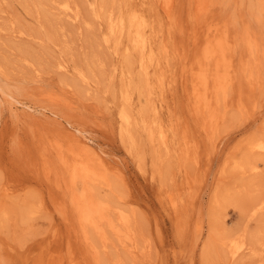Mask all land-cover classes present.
I'll list each match as a JSON object with an SVG mask.
<instances>
[{
    "label": "rangeland",
    "instance_id": "obj_1",
    "mask_svg": "<svg viewBox=\"0 0 264 264\" xmlns=\"http://www.w3.org/2000/svg\"><path fill=\"white\" fill-rule=\"evenodd\" d=\"M166 1L0 0V264H264V153L249 148L264 142V0ZM219 26L234 84L213 130L191 73ZM66 131L100 157L108 183L89 186L132 217V243L82 230Z\"/></svg>",
    "mask_w": 264,
    "mask_h": 264
},
{
    "label": "bare ground",
    "instance_id": "obj_2",
    "mask_svg": "<svg viewBox=\"0 0 264 264\" xmlns=\"http://www.w3.org/2000/svg\"><path fill=\"white\" fill-rule=\"evenodd\" d=\"M194 1L197 4L198 11L205 10V8H207L206 7L207 4L209 3V0H194ZM168 4H169V0L166 1V6H169ZM66 8L71 9V7L68 5H66ZM110 19L111 21L109 20L108 21L110 22L111 32L113 33H117V31L123 32V30L126 27L125 18L121 17L119 20H114L113 18H110ZM132 21H134L135 25L137 26L136 27L137 37L135 38L137 47L144 52V49L146 47V41L144 39V33H142L143 32L142 30L145 28V23L143 20L140 21L136 14ZM221 28L220 26L217 28H213V29L212 27L210 28L209 32L211 33L208 36L205 47L203 48L204 49L203 56L197 60L195 71L191 73V74H194V95L193 94L192 95L196 103L197 112L202 111L204 113L209 114L210 119L214 126L213 130L217 129L216 125L221 121L220 117L217 115V112H216V103L217 102L220 103L221 100L217 102L216 100H218L217 99L218 96L220 97L222 93L224 94L226 93L227 89L234 81L233 80L234 78L232 77V74H231L232 69H233V61L232 59L228 58L229 50L232 48V45H233V41H232L233 38L231 39V36H230L231 34L229 35V32L227 29L221 30ZM245 36H246L245 40L247 42L246 45L248 44L247 46L250 48V50L252 52L258 51L259 44H260L258 43L259 41L256 40L253 36H251L249 31L246 33ZM258 63L260 64L261 62H258ZM245 65H248V64H245ZM224 94H222V97ZM226 95L228 97V92ZM225 97L226 96L224 95V98ZM126 99H129V98H126ZM50 100L53 101L54 103L61 102V98L58 95L56 96L54 94L50 95ZM122 118L125 124H129L130 120L132 119L130 113L126 110L122 111ZM149 129H150L149 137L153 141L155 132L153 130V127ZM129 134L127 135L124 134V135L132 140L133 136H129ZM62 136L64 140L66 141V144H58L59 153L63 160L64 165L67 167L70 173L72 184L75 185L78 181H82L83 185L87 184V186H84L83 190L80 193H75L74 196L72 194V198H73L72 204L74 205L75 211L78 214L79 223L81 225L82 230L87 235L88 228H92L93 231L99 234L103 239H106L107 237L106 232L109 231L108 229H110L113 232H116L119 235V237L123 238L124 240H127L126 242L130 243V241L132 240L131 241L132 243L134 241L132 239L134 238L132 237L133 233H131L132 232L131 223H133L132 217L130 218L129 215H127L128 213L126 214L124 211L119 210L118 217H117L118 219L115 221L114 215L112 216V213H111L113 205L111 206L110 204L113 201H110L109 203L108 201H104L102 198L101 199L96 198V196L94 195V189L92 188L93 186L92 187L89 186V183L90 184L97 183V181H103V182L108 183V177H107L108 175L106 176V173L103 174V172L100 171V168L103 166V164L97 152H95L92 146L87 141H85L81 136H78L74 133H70L69 131L64 132ZM162 138L164 141L167 140L165 134L162 135ZM249 148L254 153L259 152L260 154H262L264 153V142L258 141V142L252 143ZM253 166L254 165H252V167ZM114 210L115 209H113V211ZM87 237L89 238V236Z\"/></svg>",
    "mask_w": 264,
    "mask_h": 264
}]
</instances>
